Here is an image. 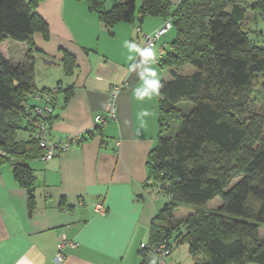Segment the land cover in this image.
<instances>
[{"label":"trees","instance_id":"16d2710c","mask_svg":"<svg viewBox=\"0 0 264 264\" xmlns=\"http://www.w3.org/2000/svg\"><path fill=\"white\" fill-rule=\"evenodd\" d=\"M44 1L0 0V46L9 41L27 46L24 63L12 64L0 52V166L10 165L14 180L28 194L30 210L36 179L26 162L43 155L35 124L49 132L58 108L55 97L64 95L61 109L72 93L60 83L49 89L36 86V59L42 54L34 35L49 39L48 24L37 13ZM75 1L85 2L106 28L121 22L141 26L145 18L159 17L170 20L175 30L169 51L164 47L158 60L168 78L155 88L158 136L146 159L148 181L167 201L150 221L140 264H157L161 246L171 256L182 245L193 264H264L259 236L264 225V115L252 113L248 105L252 79L264 74V46L249 40L246 10L240 3L227 6L226 0H181L176 6L168 0H122L110 9L108 0ZM248 8L264 20V0H251ZM186 65L195 71L180 74ZM61 66L69 76L74 57L63 51ZM38 94L50 97L51 112L44 117L33 113L36 104H29ZM102 126L79 141L100 133ZM20 131L28 132L27 139H17ZM218 196L221 205L208 208ZM180 207L192 212L176 220Z\"/></svg>","mask_w":264,"mask_h":264},{"label":"crops","instance_id":"0c3cea01","mask_svg":"<svg viewBox=\"0 0 264 264\" xmlns=\"http://www.w3.org/2000/svg\"><path fill=\"white\" fill-rule=\"evenodd\" d=\"M108 1L106 9L122 0ZM168 1L176 6L181 0ZM234 3L238 5L239 0ZM247 3L249 7L251 0ZM37 13L48 24L49 39L34 35L42 54L37 55L36 76L38 67L48 65L40 56L53 62L47 68L54 66L58 71L53 76L45 69L39 81L36 77V86L41 90L60 83L72 89L61 109L64 95L55 97L58 108L50 141L59 143L93 132L99 126L95 117H108L116 89L115 115L106 119L100 133L73 144L68 152L48 161L26 162L36 179L31 210L28 194L14 180L10 165L0 166V264H56L61 235L77 247H67L60 264H140L150 221L167 201L148 181L146 159L158 136L155 88L168 74L158 65L159 44L145 56L131 39L151 34L164 20L145 18L137 35L127 22L106 28L85 2L46 0ZM63 51L75 61L69 76L61 66ZM0 52L11 61L9 52ZM32 104L41 102L33 99ZM97 203L105 213L97 212ZM179 248L183 247L174 249L166 264H182Z\"/></svg>","mask_w":264,"mask_h":264},{"label":"rangeland","instance_id":"374dc122","mask_svg":"<svg viewBox=\"0 0 264 264\" xmlns=\"http://www.w3.org/2000/svg\"><path fill=\"white\" fill-rule=\"evenodd\" d=\"M227 6H230L234 3L235 0H226ZM238 1V0H236ZM247 1L249 0H239V3L243 6V8L246 10V24H245V30L247 33V36L250 41H252L256 45L264 46V20L262 17L258 16L256 13L252 12L247 7ZM108 3H112V0H109ZM116 4V3H114ZM113 6V5H112ZM108 7V5H107ZM175 37V30H169L166 38H162V41L165 42V49L169 51L170 49V43ZM0 50L3 52V54H8L11 56V62L12 64L18 63V62H25V58L27 56V46L24 43L21 42H15V41H9L2 44ZM26 54V55H25ZM45 69L52 71V75L54 76L57 68H54V66L47 68V66H43V69H39L38 67V75H37V81H39L40 76L44 73ZM195 71V68L186 65L184 67H181L179 69L180 74H191ZM39 85V82L37 83ZM33 99L29 100V104H32ZM248 105L249 109L254 114L264 115V74L256 75L251 82V89L249 92V98H248ZM28 137V132H22L20 131L18 133L17 139L18 140H25ZM227 163V162H226ZM240 178H236L232 181V186L235 185ZM162 197L165 199V197L162 195ZM222 203L221 198L218 196L215 199H213L211 202L207 204L208 208H216L220 206ZM192 211L187 207H180L176 210L174 217L176 220H181L185 218L188 214H190ZM259 236L261 239L264 240V225L259 228ZM183 248H179L177 251L178 258L182 264H193L192 258L189 256V254H186L187 247L185 245H182ZM192 262V263H190Z\"/></svg>","mask_w":264,"mask_h":264},{"label":"built area","instance_id":"2783aa9c","mask_svg":"<svg viewBox=\"0 0 264 264\" xmlns=\"http://www.w3.org/2000/svg\"><path fill=\"white\" fill-rule=\"evenodd\" d=\"M172 28V23L170 20L164 21L163 25L153 31L149 35H143L142 37H133L131 39V43L136 48L138 53L144 54L149 49L155 47L157 44H159L158 48V54L159 56L162 55L164 51L165 45L161 43L162 38L165 37V35L168 33L169 30ZM134 31L138 35L140 33L139 26H134ZM54 90V89H53ZM117 90H113L112 93V99L110 100V103L107 107V118H112L115 115V109H114V95ZM50 97L47 96H41L36 95L35 99H37L39 102H41V105H35L33 109V113L35 115H41L45 116L47 113L51 112V108L48 106V101ZM102 117L101 115H98L95 117L94 121L97 125H104L106 123V119ZM34 136L39 142L40 148L43 150V155L41 156L40 160L42 161H48L56 156H59L61 154H64L68 152L73 144H76L79 142V138H69L64 141H61L59 143H53L49 139V132L47 127L42 123H36L35 129H34ZM96 210L98 213L103 214L105 213V208L102 204L97 203L96 204ZM67 247L70 248H76L77 244L70 242L65 235H61L58 241V252L55 256V263L60 264L62 263L66 256H65V249ZM147 247V245L142 244L141 248ZM158 261L157 264H165L167 259L170 256V250L167 249L165 246H161L158 251Z\"/></svg>","mask_w":264,"mask_h":264},{"label":"water","instance_id":"95a60500","mask_svg":"<svg viewBox=\"0 0 264 264\" xmlns=\"http://www.w3.org/2000/svg\"><path fill=\"white\" fill-rule=\"evenodd\" d=\"M40 59H42L43 61L47 62V66H51L53 64V62L49 59H46V58H43V57H40ZM46 66V65H45Z\"/></svg>","mask_w":264,"mask_h":264},{"label":"clouds","instance_id":"9594fccd","mask_svg":"<svg viewBox=\"0 0 264 264\" xmlns=\"http://www.w3.org/2000/svg\"><path fill=\"white\" fill-rule=\"evenodd\" d=\"M144 55L147 56V55H149V53L146 52V53H144Z\"/></svg>","mask_w":264,"mask_h":264}]
</instances>
